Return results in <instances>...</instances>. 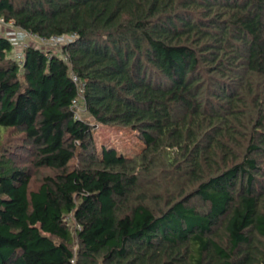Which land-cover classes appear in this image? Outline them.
<instances>
[{
  "label": "trees",
  "instance_id": "16d2710c",
  "mask_svg": "<svg viewBox=\"0 0 264 264\" xmlns=\"http://www.w3.org/2000/svg\"><path fill=\"white\" fill-rule=\"evenodd\" d=\"M0 17L76 35L19 66L0 34V139L22 134L0 140V264H264V0H0ZM97 125L143 147L98 152Z\"/></svg>",
  "mask_w": 264,
  "mask_h": 264
},
{
  "label": "built area",
  "instance_id": "2783aa9c",
  "mask_svg": "<svg viewBox=\"0 0 264 264\" xmlns=\"http://www.w3.org/2000/svg\"><path fill=\"white\" fill-rule=\"evenodd\" d=\"M0 34L3 35L10 43L13 51V59L19 66H22L23 64L24 51L31 45L40 47L45 50L50 49L58 55L64 45L70 44L76 39L75 34L69 36L53 35L51 37H43L36 33L16 27L13 21H6L3 17H0ZM63 60L68 66H70L67 54L63 55ZM71 79L77 86L79 99H82L85 89V82L81 81L79 77L72 72ZM73 107L75 109L74 118H80V112L84 111V108H81L78 104V101L76 100L73 101ZM71 262L74 263V261Z\"/></svg>",
  "mask_w": 264,
  "mask_h": 264
},
{
  "label": "rangeland",
  "instance_id": "374dc122",
  "mask_svg": "<svg viewBox=\"0 0 264 264\" xmlns=\"http://www.w3.org/2000/svg\"><path fill=\"white\" fill-rule=\"evenodd\" d=\"M94 143L97 151L100 152L102 147L114 148L118 154L130 157L138 153L143 147V142L140 140L136 132L130 129L119 128L115 126L97 125L92 131ZM22 134L18 131L3 130L1 141L8 143H20ZM76 164V159H72L65 167L64 171L68 172ZM42 177L41 172L34 174L32 180V187H36L37 181ZM71 229L75 226L72 216L67 217ZM77 244H74V250L77 251Z\"/></svg>",
  "mask_w": 264,
  "mask_h": 264
}]
</instances>
